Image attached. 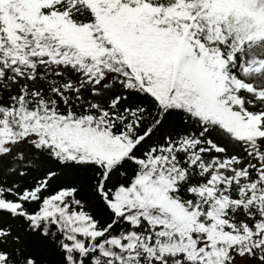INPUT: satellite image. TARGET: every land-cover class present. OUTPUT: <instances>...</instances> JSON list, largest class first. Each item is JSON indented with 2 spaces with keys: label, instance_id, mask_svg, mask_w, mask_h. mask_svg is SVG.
Listing matches in <instances>:
<instances>
[{
  "label": "snow or ice",
  "instance_id": "snow-or-ice-1",
  "mask_svg": "<svg viewBox=\"0 0 264 264\" xmlns=\"http://www.w3.org/2000/svg\"><path fill=\"white\" fill-rule=\"evenodd\" d=\"M0 264H264V0H0Z\"/></svg>",
  "mask_w": 264,
  "mask_h": 264
}]
</instances>
